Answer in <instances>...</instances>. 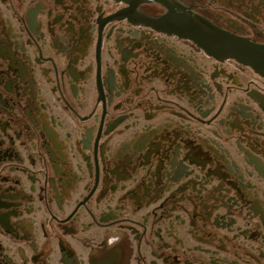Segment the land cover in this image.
<instances>
[{"label":"flooded vegetation","instance_id":"obj_1","mask_svg":"<svg viewBox=\"0 0 264 264\" xmlns=\"http://www.w3.org/2000/svg\"><path fill=\"white\" fill-rule=\"evenodd\" d=\"M162 1L0 0V264H264V76L185 36L264 0Z\"/></svg>","mask_w":264,"mask_h":264},{"label":"water","instance_id":"obj_2","mask_svg":"<svg viewBox=\"0 0 264 264\" xmlns=\"http://www.w3.org/2000/svg\"><path fill=\"white\" fill-rule=\"evenodd\" d=\"M200 33V39H203L206 36L202 31ZM212 35V42L208 43L213 45L218 51L231 52L235 54H240V51L233 46L238 47L242 51L243 61L247 64H250L254 69L259 73L264 74V48L259 46H251L246 42H241L239 40L229 39L223 34H218L212 31L209 32ZM216 40V41H215ZM242 61V62H243Z\"/></svg>","mask_w":264,"mask_h":264}]
</instances>
